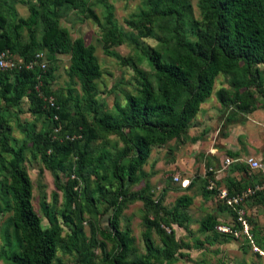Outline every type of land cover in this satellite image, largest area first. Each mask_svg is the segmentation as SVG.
<instances>
[{
    "label": "trees",
    "instance_id": "16d2710c",
    "mask_svg": "<svg viewBox=\"0 0 264 264\" xmlns=\"http://www.w3.org/2000/svg\"><path fill=\"white\" fill-rule=\"evenodd\" d=\"M138 1L137 19L125 24L141 37L165 43L162 53L138 48L162 87L154 90L145 77L137 76L134 92L125 94L123 104L103 110L101 105L91 103L95 81L100 76L93 49L81 38L71 40L68 31L59 25L71 10L86 11L95 19L84 0H34L26 4L25 18L17 17L13 0H0V55L17 58L13 69H0L3 101L7 105L16 103L24 95L28 113L43 116L50 123L45 131L35 130L32 124L19 125L23 138L12 148V128L0 117L1 264H53L58 242L75 256L77 264H163L171 260L180 246L161 217L163 210L144 197V188L135 197H127L151 150L186 135L219 74L228 76L230 84V89L218 92L222 106L245 112L251 109L252 98L264 106V86L257 69L264 65V0H196L198 18L193 14L191 0ZM101 39L106 47L124 42L137 47L136 42L113 27L103 32ZM43 50L69 57L67 73L76 80L83 97L75 116L68 112L66 100L57 97L51 105L48 102L52 95L48 82L54 68L33 64ZM113 57L126 62L117 55ZM110 136L121 143L118 150L109 152L102 145L94 151L91 145L96 139L105 144ZM28 148L39 157L63 196L59 216L68 217L71 227L62 237L52 223L43 227L33 209L32 184L22 165ZM3 154L11 156L6 163ZM67 155L73 160L64 164L61 159ZM91 176L94 184L88 189ZM100 182L114 184L104 209L109 210L106 229L99 226L100 214L95 207L103 199ZM203 182L204 193L215 195L218 187L211 173ZM210 182L213 188L206 190ZM80 185L81 195L76 191ZM186 185L191 187L190 183ZM135 199L142 201L143 221L154 228L160 242V248H154L144 234V254L140 256L134 255L128 232L119 228L123 207ZM190 204L187 196L175 202L177 208ZM223 208L234 209L226 205ZM151 214L153 218L149 220ZM83 216L89 219L87 236L82 233ZM173 218L177 226H182L181 215ZM215 225L210 215L200 222L203 231H212ZM106 243L110 246L104 250ZM97 247L100 262L93 254Z\"/></svg>",
    "mask_w": 264,
    "mask_h": 264
},
{
    "label": "rangeland",
    "instance_id": "374dc122",
    "mask_svg": "<svg viewBox=\"0 0 264 264\" xmlns=\"http://www.w3.org/2000/svg\"><path fill=\"white\" fill-rule=\"evenodd\" d=\"M33 1L13 0L17 17L25 18L26 4ZM84 2L85 8L92 12L95 19L88 16L86 11L71 10L60 19L59 25L68 31L71 40L81 38L86 46L93 49L100 76L95 81V95L91 103L101 105L103 110H111L113 104L122 105L125 94L134 92L137 76L145 77L154 90H159L162 86L152 74L147 60L141 56L138 48L155 49L162 53L165 43L152 37H141L125 24L126 21L137 19L139 1L84 0ZM191 6L194 16L198 18L196 0H191ZM110 27L124 34L131 42H136L137 47L126 42L118 46L106 47L101 35ZM39 35L40 31L37 32L38 37ZM21 36L24 41L25 34L22 33ZM114 55L123 58L126 62L121 63L113 57ZM5 63L10 64L13 69L17 64V58L8 57ZM35 64L42 68H54L48 82V88L52 94L50 99L58 97L66 100L68 112L72 116L78 114L83 105V97L78 83L67 73L68 55H51L43 50L37 54ZM257 69L264 86V65L257 66ZM220 89H230L229 77L223 74L215 78L210 97L202 103L199 113L190 122L186 135L182 139L170 141L161 148H153L138 173L137 183L128 189L127 197L131 198L144 188V197L153 203H158L163 210L161 217L166 220L174 233L175 240L179 243V250L173 258L163 264H264V194H253L238 206L246 219L247 233L234 236L233 232H238L235 208L224 210L225 204L218 198V191L215 195L204 193L203 181L208 173H211L218 190L225 189L226 192H230V196L244 188L260 184L264 177V171H262L264 170V106L256 103L252 98V106L248 111L237 112L226 108L218 100ZM27 108L28 103L24 95H21L16 103L11 102L7 105L0 91V117L5 119L12 128L11 137L14 141L10 143L12 148L23 138L19 125L32 124L35 130L42 131L50 126L46 118L31 116ZM236 130L243 133L242 138L248 137V140L253 141L254 144L251 147L253 150L247 151L243 143L238 141L244 151L238 152L242 153L239 156L234 154L236 156L233 158L238 160L252 158L260 168L239 167L237 164L242 163L238 161L225 166L226 159L234 160L228 156L227 151L230 152V149L227 145L234 141L232 139H235ZM197 141L203 142L204 147L206 144L212 148L214 146L215 155L213 157L205 155L202 149L193 145ZM102 145L109 152H114L122 146L113 136H110L105 144L102 140L96 139L91 146L95 151ZM3 157L4 163L11 159L9 154H3ZM72 160L70 155L61 159L64 164ZM22 165L32 184L31 203L41 225L46 227L48 223H52L59 228V237H62L69 231L71 222L68 217L62 219L59 216L63 196L54 187L51 174L29 148L23 153ZM90 178L88 189H91L94 184L93 177ZM184 180L187 184L190 183L191 187L188 185L185 188L182 187L181 183ZM113 190V182H100L103 199L96 203L95 207L100 214L98 224L104 229L108 227L109 216V210L104 211V209L108 206ZM76 191L81 195L82 186L76 188ZM180 196L191 199V204L187 208L175 206ZM144 210L142 201L135 199L126 203L119 218V228L128 232L132 239L133 253L136 256L144 254L142 242L144 234H147L154 248H160L154 228L147 226L143 221ZM177 214L182 216V226H177L174 221L176 219L173 217ZM206 215H210L216 221L212 231H203L200 228V222ZM152 218L151 214L149 220ZM83 219L82 233L87 236L89 219L86 216H83ZM222 227L227 228L228 231L226 233L219 231ZM162 228L168 231L167 227L162 226ZM109 246L108 243L104 244V250H107ZM93 254L96 261L100 262L101 251L98 247L94 249ZM53 264L77 263L75 256L67 252L62 243L58 242Z\"/></svg>",
    "mask_w": 264,
    "mask_h": 264
},
{
    "label": "built area",
    "instance_id": "2783aa9c",
    "mask_svg": "<svg viewBox=\"0 0 264 264\" xmlns=\"http://www.w3.org/2000/svg\"><path fill=\"white\" fill-rule=\"evenodd\" d=\"M35 57L37 59V55ZM6 61H8L7 55L1 54L0 55V69L1 70L12 69L10 64L6 65V63H5ZM35 62L33 64H35ZM40 67L42 68V66H40ZM48 102L51 105V99H48ZM236 161L242 163V165H244V166H248L250 169L260 168V166L257 164V162H255L252 158H245L243 160H241V159L240 160H238V159H235V160L226 159L225 160V166L229 165L230 163L236 162ZM262 171H264V170H262ZM186 184H187V181L184 180V181H182L181 186L185 187ZM212 188H213V184L211 182L208 183V185L206 186V189L211 190ZM256 193H263L264 194V181L260 182V184L254 185L252 187L244 188L240 192L233 194L231 196L227 195V192L225 189L218 190V198L223 201V204H225L226 206H229L231 208H235L234 214H235V220L238 224V232L235 231L237 234L235 232H233L234 236L247 233L246 219L244 218L243 211L238 209V206L242 203L243 200H245L246 198H248V197H250ZM219 231L226 233L228 231V229L222 227V228H219Z\"/></svg>",
    "mask_w": 264,
    "mask_h": 264
},
{
    "label": "crops",
    "instance_id": "0c3cea01",
    "mask_svg": "<svg viewBox=\"0 0 264 264\" xmlns=\"http://www.w3.org/2000/svg\"><path fill=\"white\" fill-rule=\"evenodd\" d=\"M202 105V104H201ZM200 108H201V106H200ZM200 108H199V110H198V112H197V114L199 113V111H200ZM231 109V108H230ZM238 112V111H237ZM196 114V115H197ZM196 115H195V117H196ZM195 117L193 118V120L195 119ZM239 130V129H238ZM238 130H236V136H235V139H232V140H234L232 143H230L229 145H227V147H229V149H230V152L229 151H227L228 152V154H237V156H239V154H242V153H238V152H243L244 150L242 149V146H241V143H243V146L245 147V150H247V151H252L253 149L251 148L253 145L252 144H254V142L253 141H249L248 140V137H247V139L246 138H242V135H243V133H240ZM247 140V141H246ZM238 141H241V143H239ZM199 143V144H198ZM194 146H196L197 148H199V149H202V151L205 153V155H208V156H210V157H213L214 155H215V153H216V148L213 146V148L212 147H210L208 144H206V147H204L203 146V142H199V141H197V142H195L194 144H193ZM192 145V146H193ZM264 145V144H263ZM193 149V148H192ZM197 152H199V151H197ZM236 156V155H235ZM235 160V159H234ZM217 221H219V220H217Z\"/></svg>",
    "mask_w": 264,
    "mask_h": 264
}]
</instances>
